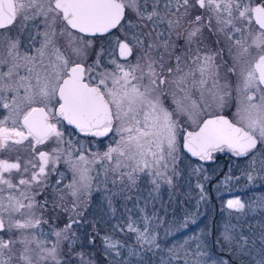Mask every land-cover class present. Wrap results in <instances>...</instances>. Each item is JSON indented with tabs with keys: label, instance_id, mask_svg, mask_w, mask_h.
<instances>
[{
	"label": "snow or ice",
	"instance_id": "obj_1",
	"mask_svg": "<svg viewBox=\"0 0 264 264\" xmlns=\"http://www.w3.org/2000/svg\"><path fill=\"white\" fill-rule=\"evenodd\" d=\"M104 35L108 47L96 50ZM25 37L29 51L21 52ZM232 104L229 118L223 111ZM0 110V264H93L77 251L86 224L88 245L99 237L109 256L126 249L140 264L148 253H160V264H232L212 260L206 234L165 247L151 227L160 218L147 215L139 196L140 217L126 207V222L102 236L97 225L115 216L114 197L134 198L144 174L153 186L149 196L158 197L164 184L171 200L185 159L212 161L227 150L247 161L242 175L250 183L264 176V148L255 154L264 145V0H0ZM64 122L88 137L114 133L115 141L87 152L65 138ZM181 133L190 156L182 153ZM187 171L199 177L204 170ZM231 180L226 175L221 183ZM196 187L198 211L207 194L202 183ZM94 191H103L105 205L86 220ZM257 206L264 208V198L222 204L216 242L233 259L264 264V233L258 249L243 234ZM50 221L48 232H37ZM189 223L195 213H185L180 227ZM118 232L133 234L134 242L115 238Z\"/></svg>",
	"mask_w": 264,
	"mask_h": 264
},
{
	"label": "trees",
	"instance_id": "obj_2",
	"mask_svg": "<svg viewBox=\"0 0 264 264\" xmlns=\"http://www.w3.org/2000/svg\"><path fill=\"white\" fill-rule=\"evenodd\" d=\"M63 129L65 131L66 139L73 137V128L63 124ZM73 141L78 142L76 139ZM106 145V140H99L98 144L94 147H89L87 152H94L95 150H97V152H101ZM260 148H264V145L258 146L255 153L256 155H259ZM182 153L186 156H190V154H186L184 151H182ZM249 159H251V157H249ZM246 163V160L236 158L229 153L217 154L213 161L203 162L201 166L203 170L208 173L210 179L201 180L205 184L204 190L207 194V200L199 205L198 211L196 201L199 199L200 193L198 192V189L191 186V180L193 178L192 176H188L187 168L185 169L180 165V168L184 169V172L183 177L178 184L179 190H173L172 199L170 200L169 188L164 185L161 189V197L156 201V207L160 219H156L157 227H155V231L158 233L159 238L164 243L165 247H171L174 243L183 242L193 234H206L207 251L212 260L231 259L232 264H254V261H252L250 257H238L233 259L235 253L229 252V248L227 246L222 249L216 242V238L220 232V225L225 219L224 213L221 212V206L225 203L227 198L233 196L239 197L246 203L249 201L259 202L261 198H264V176L257 175L256 179L250 183L247 180V176L242 175L245 171L244 165ZM60 169L63 170L61 167ZM226 175H230L232 180L223 184L221 181ZM148 178L150 177L146 174L141 176V179L138 181V189L142 184L144 187L152 189L153 186L150 183H145V180H149ZM136 193L137 191L133 193L134 198L127 201V203L121 196L114 197L113 206L116 209L115 216H109L108 218H105L103 223L97 225L100 234L110 231L111 226L119 221H127L129 213L125 211L126 207L132 209V216H137L134 214ZM93 196H96L95 201H93ZM103 196V191H94L92 193L90 206L85 216L86 220L93 218V209L96 204L97 211L95 215H100L101 209L105 205V201L102 200ZM185 213H195L196 223H189L187 228H181L180 224L185 219ZM189 219H191V217H189ZM64 222V220L59 221V225H63ZM233 222L235 223L234 219ZM244 223L246 225L251 224L252 227H246L243 234L248 236L250 240L256 239L255 247L257 249L260 248L261 244L258 238L262 233H264V228L261 227L264 225V208L257 206L255 212L249 211L248 216L244 219ZM90 228H92V225L86 224L80 229L83 248L78 246L77 251L83 250L87 252L89 254V258L92 259L91 253L93 247L88 245L87 242V233L92 231L89 230ZM165 229H171L172 234L166 236ZM115 238L124 240L128 244L133 243V234L131 233L118 232ZM98 244V248L95 249V255L101 263L105 262L106 264H117V261H121V264H123L124 258H127L128 264H140L139 258L128 257L126 249L121 250L123 254L122 257H115L114 254L109 256L105 254L100 238ZM191 247L194 248V245H191ZM145 259L147 264H160V253H157L155 258H153L151 253H148L146 254ZM191 259L192 258L190 257L189 260ZM257 259H259V257H257ZM75 262H78L79 264L78 259L73 258V264H75ZM179 264H183V261L181 260ZM209 264H211V261H209Z\"/></svg>",
	"mask_w": 264,
	"mask_h": 264
},
{
	"label": "rangeland",
	"instance_id": "obj_3",
	"mask_svg": "<svg viewBox=\"0 0 264 264\" xmlns=\"http://www.w3.org/2000/svg\"><path fill=\"white\" fill-rule=\"evenodd\" d=\"M127 22L125 21V24H126ZM119 33V29H117V30H115L113 33H112V35L113 36H115V35H117ZM111 37H109V36H107V37H105V38H103V40H100V43L101 44H103L104 45V47L105 48H107L108 47V41H109V39H110ZM23 42L27 45V43H28V41H27V39H25L24 38V40H23ZM131 62L132 63H135V60H131ZM198 95V94H197ZM195 98V97H194ZM227 108L228 107H226L225 108V110L224 111H227ZM72 128V127H71ZM62 130L64 131V129H63V126H62ZM65 132V131H64ZM92 138H93V142H94V145H96V143L99 141V140H106L107 141V145H106V147L109 145V144H112V143H114V141H115V134L114 133H110L107 137H88V136H85L84 134H82V133H79V132H74V134H73V137L71 138L72 140H75L76 139V141H78L77 143V145L79 146V143H83V146H84V149L86 150V151H88V149H89V147L86 145V143H84V140L85 141H91L92 142ZM180 141H181V136H180ZM263 146V145H262ZM50 147H51V145H50ZM106 147L101 151V152H103L105 149H106ZM94 152H97V150H95ZM224 153H229V154H231L230 152H228L227 150H225L224 152H217V153H214L213 155H214V159H215V157H216V155L217 154H224ZM213 159V160H214ZM212 160V161H213ZM203 162H211V161H199V159L198 158H195V157H193V158H191V164L189 165V161H188V159H185L184 161H182L181 162V166H183L185 169L187 168L188 169V167L189 166H195V165H201ZM59 167H61L63 170H61V171H64V167L63 166H59ZM188 174V173H187ZM205 175H207V176H209L208 175V173L207 172H205V171H202L201 172V174H200V176L199 177H197V176H192V180H191V186H194L196 189H198L197 187H196V185H197V183H202L203 184V186L205 185L204 183H203V181H201L202 179H204V176ZM69 176V177H68ZM68 178L64 181L65 183H67L68 182V180H70L71 179V173H68ZM189 176V175H188ZM149 180H150V178H148ZM224 178H222V180H223ZM149 180H145V183H149ZM164 186V184H162V186H161V189H162V187ZM165 186H167V185H165ZM161 189H160V192H159V195H158V197H156L155 199L153 198V197H151V196H149V192L152 190V189H148L147 187H144L143 186V184L139 187V189H138V191H137V193H136V196H139L140 197V201H139V205H140V207H145V202H147V207H146V213H147V215L148 216H153V214H155V216L156 217H159L160 218V216L158 215V210H157V207H156V201L157 200H159V198L161 197ZM198 192L200 193V191H199V189H198ZM234 198H236V197H229V198H227V200L228 199H234ZM226 200V201H227ZM225 201V202H226ZM137 203V201H136V199H135V202H134V204H136ZM134 207H135V205H134ZM128 209H130V208H128ZM134 214L135 215H137V216H133L134 218H138V217H140L141 216V213L137 210V208L135 207V209H134ZM140 227L141 228H143V223H141L140 224ZM151 227L153 228V230L155 231V227H157L156 226V219H154L153 221H152V225H151ZM89 230H92V228H90ZM92 232V231H91ZM88 233H90V231L88 232ZM88 233H87V235H88ZM105 233H102V234H100L101 236L102 235H104ZM4 235V234H3ZM6 236V235H5ZM6 238V237H5ZM98 242H99V237H96V240H95V244L94 245H91L93 248H92V261H93V264H106L105 262H100L99 260H98V258H97V256L95 255V249H97L98 248V246H99V244H98ZM132 242H134V240H132ZM75 264H78V262H75Z\"/></svg>",
	"mask_w": 264,
	"mask_h": 264
},
{
	"label": "flooded vegetation",
	"instance_id": "obj_4",
	"mask_svg": "<svg viewBox=\"0 0 264 264\" xmlns=\"http://www.w3.org/2000/svg\"><path fill=\"white\" fill-rule=\"evenodd\" d=\"M127 22V21H126ZM114 32V31H113ZM13 35H15V32H13ZM105 37H107V35H104L102 38H100V39H97V41H96V44H95V47H96V50H99V48L101 47V45H103V44H101L100 43V40H103V38H105ZM25 39H26V37H25ZM60 43H61V45H63V41H60ZM180 43L182 44L183 43V40L181 39V41H180ZM35 47H39V40H37L36 42H35V45H34ZM104 46V45H103ZM24 51H29L27 48H26V44L23 42L22 43V45H21V52H24ZM95 59V55H94V53H93V55L89 58V60H88V63H91L93 60ZM131 60H136V57H135V55H133L131 58H130ZM105 67H109L107 64H105ZM6 70V69H5ZM109 70H111L110 68H109ZM20 75H25V71L24 70H21V72H20ZM233 82H234V80H233ZM235 111V107H234V104H232V105H230L228 108H227V111H223V114L224 115H226V116H228L229 118H231V116H232V112H234ZM3 114H5V113H3V111L2 110H0V116H2ZM74 129V128H73ZM74 132H78L77 130H75L74 129ZM181 135H182V133H181ZM84 143H86V145L88 146V147H94V146H96L97 144H98V142L96 143V145H94V142H93V138H92V142L91 141H85L84 140ZM6 155V154H5ZM13 159H14V156L12 157ZM55 179V177L53 178V180ZM38 199H43V197L41 196V197H38ZM96 200V196H93V201H95ZM95 203V202H94ZM96 206H97V204L95 205V207H94V209H93V213L94 214H96V211H97V208H96ZM46 219H47V217H45ZM50 225H52V226H55L54 224H53V222H51L50 221V224H45V225H42L40 228H38L37 229V232H39V231H41V230H43L44 232H48L49 231V228H50ZM62 226V225H61ZM6 235V236H5ZM4 236L7 238V234H4Z\"/></svg>",
	"mask_w": 264,
	"mask_h": 264
},
{
	"label": "water",
	"instance_id": "obj_5",
	"mask_svg": "<svg viewBox=\"0 0 264 264\" xmlns=\"http://www.w3.org/2000/svg\"><path fill=\"white\" fill-rule=\"evenodd\" d=\"M64 124L67 125L66 122H64ZM68 126H69V125H68ZM70 127L74 128L73 126H70ZM180 143H181V149H182V144H183V134L181 135V141H180ZM182 151H184V150L182 149Z\"/></svg>",
	"mask_w": 264,
	"mask_h": 264
}]
</instances>
